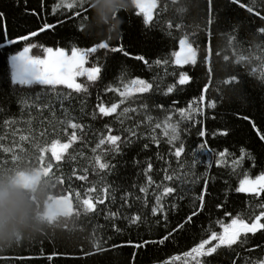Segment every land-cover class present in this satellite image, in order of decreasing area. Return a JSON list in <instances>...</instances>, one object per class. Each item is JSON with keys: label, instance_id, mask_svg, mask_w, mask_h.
<instances>
[{"label": "trees", "instance_id": "16d2710c", "mask_svg": "<svg viewBox=\"0 0 264 264\" xmlns=\"http://www.w3.org/2000/svg\"><path fill=\"white\" fill-rule=\"evenodd\" d=\"M65 2L71 0H0V12L8 18V36L61 20L64 23L55 30L32 39L37 45L30 50L32 56L41 55L45 46L70 53L73 46H84L78 37L109 44L123 37L124 46L143 55L147 64L98 50L89 55L86 66H101V76L95 81L78 77L76 82L85 89L79 93L62 85L17 86L13 92L7 83V56L18 46H0V179L33 193L44 220L30 223L11 246L0 247V264H194L185 260L184 252L200 239L211 231L219 233L230 217L247 222L264 211L261 196L235 191L245 174L254 179L264 172V142L240 118L248 116L264 132V0H156L148 26L136 15L132 0H125L122 11L115 10L113 0H82L89 10L80 16H74L79 8L66 9ZM182 41L194 51V65L173 63V52ZM181 72L191 77L189 84H175ZM132 79H143L152 87L146 93L121 97L119 92L125 84L131 86ZM169 85L173 92L165 94ZM201 93L203 114L193 113V121L182 118L180 108L201 107ZM208 101L214 103L213 108L206 107ZM112 103L117 104L116 111L102 116L98 107ZM169 121L179 122L176 144L185 146L180 157L174 156L175 147L168 143L172 133L165 124ZM196 121L207 130L203 140ZM69 122L79 127L71 129ZM225 128L226 136L211 134ZM73 133L77 140L59 161L53 160L47 151L52 140L66 143ZM108 135H120L121 140L115 146L107 141L98 146ZM201 143L214 151L199 149ZM114 147L118 150L113 151ZM241 148L246 153L243 159ZM225 150L224 157L217 155ZM97 157L109 168L101 170L95 163ZM165 170L173 176L171 181L164 179ZM186 172L189 181L199 177V183L183 185ZM33 173H39L35 183L16 186L21 177ZM205 176L207 206L188 221L193 202L181 188L198 191L204 187ZM162 186L176 187L177 193L164 196ZM89 187L94 191L88 193ZM156 195H161L167 211L153 216ZM176 195L184 199H176L177 208L172 210ZM56 197H66L71 211L49 219L44 214ZM84 198L91 199L93 211L85 206ZM216 203L222 207L217 209ZM132 215L140 218L135 225L130 224ZM177 223L184 227L173 232ZM162 237H167L163 243L145 248L128 246V241ZM239 240L245 242L221 247L203 259H210L211 264H252L264 259V230ZM53 253L57 255L49 259ZM29 256L33 258H23Z\"/></svg>", "mask_w": 264, "mask_h": 264}, {"label": "snow or ice", "instance_id": "6c2138e0", "mask_svg": "<svg viewBox=\"0 0 264 264\" xmlns=\"http://www.w3.org/2000/svg\"><path fill=\"white\" fill-rule=\"evenodd\" d=\"M133 5L136 9V15L139 16L142 14L143 24L145 26H148L149 21L151 19V9L153 8V0H133ZM63 7L69 10L79 8L81 11L75 12L74 16H80L81 12L87 13V11L89 10L88 5L84 4L82 0H71V2H65L63 4ZM32 15H36V13L33 12ZM70 15L73 14L70 13ZM114 18L117 19V16H115ZM7 19V15L4 12H0V46H18L14 54L7 56V69L10 77L7 83L13 92L18 91L17 86H19L20 88H26L32 85H40L54 88L57 85H62L67 89L79 93L85 89H82V85L76 82L77 77L86 76L88 81H95L101 76V73L103 71L101 66H86L89 55L92 53H96L98 50H106L113 54H119L127 59L140 61L147 64V60L143 55L134 54L124 46L123 37H121L120 41L115 44H109L108 41L105 40H95L92 39L90 36L78 37V39L83 43L84 46H73L71 48L70 54H68L64 49L58 46L55 48L45 46L43 47V58L33 57L32 55H30V50L35 48L37 45L32 43V39L47 30H55L57 25H62L64 21L57 20L55 23L44 22L41 26H38L35 29H29L24 33L18 34L14 37H9ZM84 19H87L86 15L84 16ZM84 29L85 25L84 23H81L79 25L80 33H83ZM20 45H23V47H19ZM178 49L179 50L173 52V63L179 67L193 64V62L185 54V51L181 48L179 44ZM156 63L159 64L160 61L157 60ZM190 82L191 77L184 72H181L179 74L178 79L175 80V84L181 86L187 85ZM130 85L131 86H129V84L124 85L125 90L119 92V95L121 97L128 96L133 92L146 93L152 87L151 84L145 82V80L143 79H132L130 81ZM109 90L116 91V89ZM172 92L173 86L169 85L165 94ZM204 100L205 97L203 93H201V95L199 96V102L201 103V107L199 109L193 108V106L189 104L188 109L180 108L179 114L182 118H185L189 121H193V113L199 111L201 115L203 114ZM206 107L211 109L214 107V103L212 101H208ZM116 109V103H112L110 107H106L103 104L98 107V111L102 116H108L111 113L115 112ZM125 111H127V109H125ZM240 118L247 120L248 123L252 125L253 131L256 132V135L259 137L261 142H264V132H261L259 129H257L253 120L250 119L248 116H243ZM196 123L200 124V127L198 128V136L203 140L208 134L207 130L203 122L196 121ZM68 127L71 129H76L77 127H79V125H77L76 123L69 122ZM105 127L108 132H112V129L110 127H108L107 125H105ZM157 127H159V125H157ZM165 128L170 129L172 133V135L168 138V143L170 147H175V151L173 153L174 156L180 157L181 153L185 149V146L183 143H179L178 145L176 144V142L180 140L179 122H177L176 124H172L169 121L165 124ZM211 134L213 136H226L228 135V130L225 128L219 131H213ZM132 135H134V133H132ZM67 139L68 142L66 143L60 142L55 139L52 140L51 145L47 149V151L50 152L53 160L59 161L65 151L70 147L71 143L77 140V136L75 135V133H73ZM120 140V135H108L105 138H101L99 140L98 146L104 145L105 141H107L110 145L115 146ZM147 147L148 145L145 144V148ZM198 147L201 150L214 151L208 149L206 143H201ZM117 150V148H113V151ZM245 154V149L241 148L240 158L243 159L245 157ZM217 155L219 157H224L226 155V150L218 152ZM248 158L251 159V156H249ZM95 163L101 170L109 168V164L102 162L99 157L96 158ZM216 164L217 166L220 165L219 159L216 160ZM151 167V164H149L148 170H150ZM184 176L185 179L182 181L183 185L189 183L192 185H196L200 181L199 177H195L189 181L187 179V172L184 173ZM77 179H82V177H77ZM164 179L171 181L173 179V176L167 174V170H165ZM148 182L152 183L151 179H149ZM203 183L204 187L200 188L198 191H192L186 187L181 188L184 195H191V200L193 202L194 210L187 217L188 221H191L192 216H196L198 213H202L205 207L207 206V176L204 177ZM86 191L88 193H91L94 191V189L89 187L86 189ZM141 191H144V189L141 188ZM235 191L238 193H252L257 196H261V198L264 199V195H261L264 194V172L259 175H256L254 179H250L247 174H245L244 178L239 180V185L235 188ZM162 192L164 196H169L173 193H177V188L173 186H162ZM184 195H176L172 197L173 202L170 204V208L172 210H176L177 208L175 200L184 199ZM155 200L156 205L153 206L151 209L152 215L156 216L158 212L163 215L167 211V209L164 207L161 195H156ZM98 202L103 203L104 201L99 200ZM83 203L89 210H94V204L91 202L90 198H84ZM215 207L219 209L222 207V205L220 203H216ZM260 207L264 209V204H261ZM225 215H228V213H225ZM262 217H264V211H261L258 215H255L252 219L248 220L247 222L245 221V219L240 217H230L229 223L221 224V231L219 233H217L216 231H211L210 234L206 236V238H202L198 243H195V245L190 248V251H185L184 256L191 257L194 264H211L210 259L205 260L203 258H210L214 256L217 253L218 249H220L221 247L231 248L233 245H237L238 241L240 243H244V240H239V238L242 236H244L246 240L247 234H255L259 230H264V222H261ZM139 219L140 218L138 215H132L130 219V224H137ZM183 227V223H177L176 226L172 229V231L175 232ZM169 235H171V233H169ZM164 239H167V237H162L159 241L147 239H141L139 242L136 243L128 241V246H131L136 249H141L145 248L150 243H163ZM53 255L57 254H50L48 258L51 259ZM133 255L135 256V253ZM23 258L32 259L33 257L29 256ZM252 264H264V259L255 260L252 262Z\"/></svg>", "mask_w": 264, "mask_h": 264}, {"label": "clouds", "instance_id": "9594fccd", "mask_svg": "<svg viewBox=\"0 0 264 264\" xmlns=\"http://www.w3.org/2000/svg\"><path fill=\"white\" fill-rule=\"evenodd\" d=\"M124 2L113 0L115 10H125ZM36 203L33 193L12 186L7 179H0V247L15 243L30 223H44L42 214L37 212Z\"/></svg>", "mask_w": 264, "mask_h": 264}, {"label": "rangeland", "instance_id": "374dc122", "mask_svg": "<svg viewBox=\"0 0 264 264\" xmlns=\"http://www.w3.org/2000/svg\"><path fill=\"white\" fill-rule=\"evenodd\" d=\"M132 3H133V0H132ZM155 6H156V0H153V8L151 9V17H152V13H153ZM180 46L185 51V54L189 57V59L193 62L195 59L194 51L189 47V45L185 41L180 42ZM43 55L44 54L42 53L41 55L38 54L33 57L43 58ZM81 77L87 78L86 76H81ZM38 177H39V173H33L31 175L23 176L18 180V182L16 183V186H31L33 183L36 182ZM70 211H71V205H70L69 200L66 197H56L48 204L44 215L45 217L52 219V218H55L56 216H62V215L69 214ZM185 260L190 261L192 259L191 257H185Z\"/></svg>", "mask_w": 264, "mask_h": 264}]
</instances>
